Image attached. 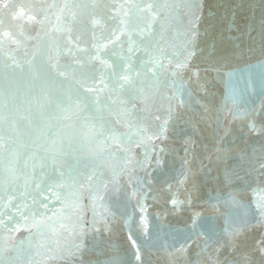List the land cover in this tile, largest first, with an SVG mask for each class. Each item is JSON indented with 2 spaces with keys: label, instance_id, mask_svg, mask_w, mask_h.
<instances>
[{
  "label": "water",
  "instance_id": "obj_1",
  "mask_svg": "<svg viewBox=\"0 0 264 264\" xmlns=\"http://www.w3.org/2000/svg\"><path fill=\"white\" fill-rule=\"evenodd\" d=\"M264 0H0V264H264Z\"/></svg>",
  "mask_w": 264,
  "mask_h": 264
},
{
  "label": "snow or ice",
  "instance_id": "obj_2",
  "mask_svg": "<svg viewBox=\"0 0 264 264\" xmlns=\"http://www.w3.org/2000/svg\"><path fill=\"white\" fill-rule=\"evenodd\" d=\"M259 211L261 212V217L264 218V203L261 204Z\"/></svg>",
  "mask_w": 264,
  "mask_h": 264
}]
</instances>
